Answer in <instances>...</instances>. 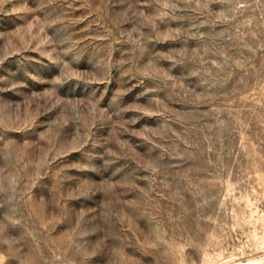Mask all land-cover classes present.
I'll use <instances>...</instances> for the list:
<instances>
[{
	"label": "rangeland",
	"instance_id": "obj_1",
	"mask_svg": "<svg viewBox=\"0 0 264 264\" xmlns=\"http://www.w3.org/2000/svg\"><path fill=\"white\" fill-rule=\"evenodd\" d=\"M0 264H264V0H0Z\"/></svg>",
	"mask_w": 264,
	"mask_h": 264
}]
</instances>
